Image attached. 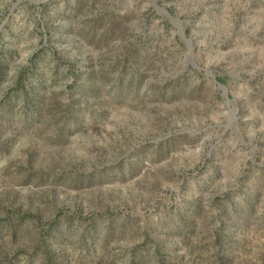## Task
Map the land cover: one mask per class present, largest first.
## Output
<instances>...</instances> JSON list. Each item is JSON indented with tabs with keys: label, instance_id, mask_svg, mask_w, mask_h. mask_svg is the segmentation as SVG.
Wrapping results in <instances>:
<instances>
[{
	"label": "rangeland",
	"instance_id": "obj_1",
	"mask_svg": "<svg viewBox=\"0 0 264 264\" xmlns=\"http://www.w3.org/2000/svg\"><path fill=\"white\" fill-rule=\"evenodd\" d=\"M0 264H264V0H0Z\"/></svg>",
	"mask_w": 264,
	"mask_h": 264
}]
</instances>
